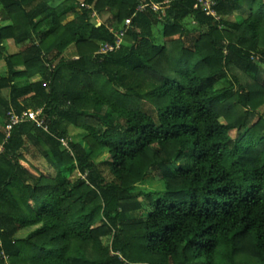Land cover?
<instances>
[{"label": "trees", "instance_id": "16d2710c", "mask_svg": "<svg viewBox=\"0 0 264 264\" xmlns=\"http://www.w3.org/2000/svg\"><path fill=\"white\" fill-rule=\"evenodd\" d=\"M214 1L0 0V264H264V0Z\"/></svg>", "mask_w": 264, "mask_h": 264}, {"label": "rangeland", "instance_id": "374dc122", "mask_svg": "<svg viewBox=\"0 0 264 264\" xmlns=\"http://www.w3.org/2000/svg\"><path fill=\"white\" fill-rule=\"evenodd\" d=\"M168 2V1H166ZM157 10H160V9H164L163 7H161L159 4L157 5ZM0 14L2 15V19L0 20L1 21V25H8L9 24V21H5L3 20L4 19V16H3V11H2V7L0 6ZM109 16L108 13H105L104 16H99L97 19V22L98 23H101L103 21L106 20V18ZM247 16V13H241V12H237L234 16V19L235 20H239V19H242V18H245ZM114 31H117V28L115 29L114 27ZM155 33H156V36H157V40L159 42H162V35H161V31L156 29L155 30ZM198 33H195V36H197ZM6 46L9 48V51L11 52H16L18 51L20 48L22 47H25L26 44L24 45H21V46H18V45H15V43L12 41V40H9V41H6ZM70 50V49H69ZM67 51L66 52V56L67 57H74L75 55L74 54V51ZM262 67H264V65H262ZM6 72H7V66L5 64L4 61H0V76H4L6 75ZM40 79V77L38 75H36L34 77L33 80H38ZM226 85V82H223V83H220L219 87H223ZM3 94L4 95H8V91L7 90H3ZM145 108L148 109V110H152V107L148 104V103H145ZM260 112L261 113H264V104L260 106ZM2 125V121L0 122V126ZM82 138L80 136H77V137H73V140L74 141H80ZM106 150L97 158V161H100L101 159H103L104 157H106ZM34 164L39 168L41 169L42 171H45V168H46V163H44V161H34ZM45 164V165H44ZM78 176H80V174H78ZM77 176H74V179L76 178ZM165 187V184L163 182H160V181H157V180H154L152 178H150L149 176L146 177V179L142 182H139L138 184H136L135 188L133 189V192L134 193H149V192H155V191H160V190H163ZM141 199L143 202H145L144 200V197L143 195L141 196ZM149 208V207H148Z\"/></svg>", "mask_w": 264, "mask_h": 264}, {"label": "built area", "instance_id": "2783aa9c", "mask_svg": "<svg viewBox=\"0 0 264 264\" xmlns=\"http://www.w3.org/2000/svg\"><path fill=\"white\" fill-rule=\"evenodd\" d=\"M199 5H202L205 9H206V13L208 15H216L214 9H213V5L215 4L214 0H198ZM82 6H84L85 4L81 1ZM157 5L158 4H154V8L157 10ZM146 7V5H140L139 9H144ZM196 7H198V4L196 5ZM94 17H99V14L95 11L93 13ZM131 23V18L126 19L125 20V24L129 25ZM112 31H114V28H112ZM117 35H118V45L121 41L120 37L123 34V31H114ZM114 47L110 44H104L101 47V52H107L108 50H113ZM41 114H42V109L37 110L35 113H30L28 111L23 112L22 115H17L16 113H9V121L5 127L6 133H7V137H9L11 130L13 129V127L15 125H17L18 123H21L23 121L26 120H34L36 121L39 125H42L44 122V119L41 118ZM4 146L3 144H0V153L3 151Z\"/></svg>", "mask_w": 264, "mask_h": 264}, {"label": "crops", "instance_id": "0c3cea01", "mask_svg": "<svg viewBox=\"0 0 264 264\" xmlns=\"http://www.w3.org/2000/svg\"><path fill=\"white\" fill-rule=\"evenodd\" d=\"M69 51H73V48H70V50Z\"/></svg>", "mask_w": 264, "mask_h": 264}]
</instances>
